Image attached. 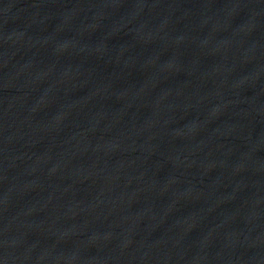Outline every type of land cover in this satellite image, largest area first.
Wrapping results in <instances>:
<instances>
[{
  "label": "water",
  "instance_id": "1",
  "mask_svg": "<svg viewBox=\"0 0 264 264\" xmlns=\"http://www.w3.org/2000/svg\"><path fill=\"white\" fill-rule=\"evenodd\" d=\"M0 264H264V0H0Z\"/></svg>",
  "mask_w": 264,
  "mask_h": 264
}]
</instances>
